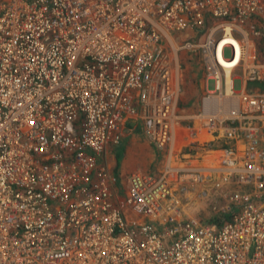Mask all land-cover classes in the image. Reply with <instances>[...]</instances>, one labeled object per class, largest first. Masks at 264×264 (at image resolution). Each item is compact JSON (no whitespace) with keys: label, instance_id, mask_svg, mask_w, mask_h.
Wrapping results in <instances>:
<instances>
[{"label":"built area","instance_id":"1","mask_svg":"<svg viewBox=\"0 0 264 264\" xmlns=\"http://www.w3.org/2000/svg\"><path fill=\"white\" fill-rule=\"evenodd\" d=\"M254 16L264 0H0V264H264V91H243L237 119L206 118L234 141L216 177L165 157L116 192L102 161L129 119L170 148L178 64L164 36L217 20L197 45L218 90L216 42ZM203 179L220 215L179 217L176 186L203 195Z\"/></svg>","mask_w":264,"mask_h":264},{"label":"crops","instance_id":"2","mask_svg":"<svg viewBox=\"0 0 264 264\" xmlns=\"http://www.w3.org/2000/svg\"><path fill=\"white\" fill-rule=\"evenodd\" d=\"M260 18V16H254ZM217 21V20H215ZM264 21V20H263ZM211 22H214V19L209 18L206 23L211 25ZM198 29V28H197ZM197 29L194 30H181L176 31L171 34H167L164 36L163 39V45L169 52V54L172 56H168L169 62L176 67V63L178 64V72H177V84H178V98L183 95V93L189 91L190 97L186 101H179L176 100V112L178 113V120L173 123V138L170 145V148L164 149V148H156L154 147L150 141L145 137V135L142 132L141 125L139 122H137L134 119H130V124H126V126L133 125V127L136 130H139L142 134L143 141L141 144L131 145L128 146V149L126 150V144L121 150L120 155H123L121 157V161L118 162L115 156V153H117L118 149L117 146L114 144H109L105 147L102 161L106 163V165L109 167L110 170H112L116 174V181L114 183V190L118 192L126 183V177H124V174L130 170H139L143 172H156L157 169L161 168L167 159L165 157L172 158L171 163L177 166H180L181 168H187L189 170H196L199 171L201 174H203L205 177L208 176V172H211V176L216 177L218 172L214 169H209L213 167L218 166V161L212 159V157H208L209 153L212 152H219L222 146H231L233 145V140L226 139V137H218L217 134L221 132V126L218 125L214 128H209L206 125V118L208 116L212 115H218L219 113H222L224 117L230 118L232 120L237 119L235 116L236 110H243L245 106L244 100L241 98L243 91H249L251 90L249 87H247V82L249 79H247L246 73L248 70H246V67L249 65H252L255 62H258V57L255 55V50L253 52L254 42L246 40L247 44L244 43V36L241 37H235L232 34L234 40L239 46L244 45L245 51L244 55L239 53V57L234 62L233 65H231L227 73L225 72V69L219 71L221 74L220 78V87L218 90L215 89L214 86V80L204 70V72L201 74H197L193 76L189 73H184L183 76H181L180 73V61L176 53L175 47H173L172 42V36L176 33H183L187 31H192V35L194 33H199ZM194 32V33H193ZM219 42V41H218ZM218 44V43H217ZM229 46L230 53L228 58H231L234 54L233 45L225 42L221 49V54L223 52V47ZM181 47V46H179ZM235 55V54H234ZM250 58H249V57ZM255 57V59L253 57ZM246 57V58H245ZM234 58V57H233ZM226 62H231V60H225ZM263 61V67H259L257 69L258 75L261 79H264V59L259 60ZM256 65V64H253ZM202 69V68H200ZM195 72V70L193 71ZM259 79V78H258ZM207 80L212 81V88H207ZM254 80V79H253ZM227 87V88H226ZM230 87V89H229ZM181 88L185 91H182ZM195 90V91H194ZM241 99V100H240ZM251 114V112H249ZM128 121V122H129ZM260 129H262L261 138H262V145L264 146V118L260 120L258 123ZM122 139V134L120 141ZM120 141L118 143H120ZM131 147L133 149L131 150ZM143 148H148L149 153L147 154V161H149L151 158L149 164L145 167H141V151H143ZM137 150L138 156L134 155L135 151ZM203 152L206 154V159H197V158H189L186 160H182V157H185L186 155L192 154L193 152ZM108 153V154H107ZM151 153V155H150ZM107 157L108 155H111L112 157L109 159L110 161L106 160L104 156ZM214 154V153H213ZM212 154V155H213ZM217 154V153H216ZM219 154V153H218ZM217 154V156H218ZM204 155V154H203ZM129 156H132L134 158L132 163H124V159L128 158ZM137 157V160H136ZM188 161V162H187ZM189 161L191 163H189ZM112 162V164H110ZM170 163V161L168 160ZM134 163V164H133ZM206 179V178H205ZM205 179L202 180L203 184H209V179L205 181ZM201 185V184H200ZM191 187H186L183 191V197L184 199L188 195V189ZM198 189V185H196L195 190ZM185 204V203H184ZM184 204L181 206V211L179 213V217L181 218H197L196 216L199 214L200 219H203L204 221L211 220L215 217L217 213H219L216 210L209 209L207 212H203L202 210H199L198 208L191 210L190 207L187 210V207H184ZM187 205V204H186Z\"/></svg>","mask_w":264,"mask_h":264},{"label":"rangeland","instance_id":"3","mask_svg":"<svg viewBox=\"0 0 264 264\" xmlns=\"http://www.w3.org/2000/svg\"><path fill=\"white\" fill-rule=\"evenodd\" d=\"M253 18L254 17L248 18L240 26H238L239 31H237L235 29H232L230 34H232L235 37H241L243 35L245 37L244 38V43L245 44H247L246 40H248L249 42L250 41L255 42V38H256L255 36H256L257 32L259 30H261L260 24H259L261 22H257L256 21V17H255V19H253ZM259 19L264 20V18L262 19L261 16H260ZM214 24H215V21L211 22V25L205 23V25L201 28L202 30H200L199 33L195 34L193 32L194 35H192V31H187V32H183V33H176V34H174V36H172L173 47H175L177 56H178L179 61H180V69H181L180 73H181V76H183L184 73L185 74L189 73V74H192L193 76L197 75L198 73L202 75V73L204 72L205 67H204V64H203V60L201 59L200 49H199L197 44H199L201 42V40L205 36L206 31H208V29H210L211 26H213ZM258 26H259V28H258ZM189 41L193 42V44H195V45L193 47H191V48H187V47H184V46L179 47L180 45H183L185 42H189ZM225 42L233 43V45L236 46V47L234 46L235 55H234V58L232 59L231 62H226L225 60L222 59L221 51H220V54L217 56L220 62H224V61L226 62V64H227L226 66H227V70H228V68L231 65H233L234 62H236V60L238 58V44L236 43V41L234 40V38L232 36L226 34V35L223 36L222 39L219 40V42L217 44L218 47L216 49V53L218 52V50L221 49L222 44L224 45ZM253 52H254V47H253ZM229 53H230L229 46H224L222 55L224 57H227V56H229ZM253 58L255 59V57H253ZM258 59L259 60H263L264 56L263 57H258ZM200 68H202V69H200ZM194 70H195V72H193ZM227 70H226V73H227ZM259 79H261V78H259ZM262 80H264V79H262ZM248 87L251 90H257L256 86H252L251 87V85H250ZM207 88H212V81L211 80H207ZM182 91H185V90H183L181 88L180 96L182 94ZM189 97H190L189 91H187L186 93L184 92L183 95L181 96V99L179 97L178 100L179 101L181 100V101L184 102ZM121 132H122V139L123 140H121L120 143L114 144L115 146H117V149H118L117 153H115V156H116V159H117L118 162L121 161V157L123 156V155H120V153H121V150H122V148L124 147L125 144L127 145L126 146V150H127L128 146H131V145L132 146L133 145L137 146V144H141V142L143 141L141 132L139 130H136L133 127V125L126 126L125 123H124L123 126H122V129H121ZM132 149H133V147H131V150ZM133 151H135L134 155L139 157L138 153H137V150L134 149ZM148 153H149L148 148H143V151H141V155H142V158H143V159L140 158L141 167H145V166H147L149 164L151 158H148L150 160L147 161V154ZM216 153L218 154L219 152H212V153L208 154L209 156L208 155L207 156L210 157V158L212 157V159L218 161V156H217ZM107 154L104 157L109 162L110 161L109 159L112 156L108 155V157H107ZM150 155H151V153H150ZM207 156H206L205 153H203L201 151H199V152L195 151L192 154H189V155H186L185 157H182L181 159L182 160H186V159H189V158H194V159L197 158V159H202L203 160V159H206ZM137 157H136V160H137ZM133 160H134V158L132 156H129L128 158L124 159V163H126V162L127 163H132ZM189 163H191V162L189 161ZM110 164H112V162H110ZM126 174H127V172H126ZM126 174H124V177H126ZM215 179L216 178L213 177L212 181L215 180ZM200 189H202L206 194L202 195L198 191V189L195 190V188H189L188 189V195L184 199L182 192L179 190V187L176 186L174 192L176 193V195H178V198L180 199V204H179L180 208L185 203L184 207L185 208L187 207V210L190 207L191 210H194V209L198 208L199 210H202L203 212H205V211L207 212V210H209L210 208L214 210V208H213L214 205H220V203L224 202V199L221 197L219 191L216 190L215 188L211 187V183H209V184L208 183L207 184L201 183ZM221 191H223V189H221ZM199 216L200 215L198 214L196 216L197 218H195V219L200 220V221H204L203 219H200Z\"/></svg>","mask_w":264,"mask_h":264},{"label":"trees","instance_id":"4","mask_svg":"<svg viewBox=\"0 0 264 264\" xmlns=\"http://www.w3.org/2000/svg\"><path fill=\"white\" fill-rule=\"evenodd\" d=\"M256 21L261 22V23H259L261 30H259L255 36L256 38H255V42H254V50H255V54L257 55V57H263L264 56V21L257 18V17H256ZM258 28H259V26H258ZM200 30H202V29L199 28L198 31H200ZM249 84L251 85V87L256 86L257 91H264V80H262V79L248 80L247 85L250 86ZM128 121L126 122L127 125L131 123V121H129V122ZM217 215H220V214L217 213ZM226 216L227 215H225V217Z\"/></svg>","mask_w":264,"mask_h":264},{"label":"bare ground","instance_id":"5","mask_svg":"<svg viewBox=\"0 0 264 264\" xmlns=\"http://www.w3.org/2000/svg\"><path fill=\"white\" fill-rule=\"evenodd\" d=\"M225 35H226V34H225ZM222 38H223V36H222L221 38H219L218 41H219L220 39H222ZM218 41L216 42L215 54H214V56L216 57V60H217V61H219V59H218L217 56L220 54V51H221V49H220V50H218V52L216 53V49H217V47H218V45H217ZM230 44L233 45V43H230ZM233 46H235V45H233ZM235 47H236V46H235ZM234 54H235V48H234ZM234 54L232 55V57H231L230 59H225V58H223L222 56H221V57H222L223 60H229V61L231 60V61H232V59H233V57H234ZM220 59H221V58H220ZM219 62H220V61H219ZM220 64H221V65H222V64L224 65V66H223V65H222V66H223V68L225 69V72H226V70H227V66H226L227 64H226V62H225V61H224V62H220ZM226 88H227V87H226ZM240 100H241V99H240Z\"/></svg>","mask_w":264,"mask_h":264}]
</instances>
